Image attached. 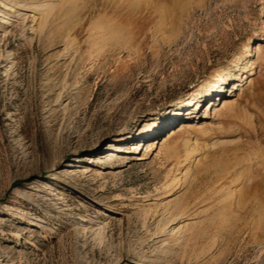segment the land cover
I'll return each mask as SVG.
<instances>
[{
	"label": "rangeland",
	"instance_id": "1",
	"mask_svg": "<svg viewBox=\"0 0 264 264\" xmlns=\"http://www.w3.org/2000/svg\"><path fill=\"white\" fill-rule=\"evenodd\" d=\"M5 1L0 264H264V0Z\"/></svg>",
	"mask_w": 264,
	"mask_h": 264
},
{
	"label": "bare ground",
	"instance_id": "2",
	"mask_svg": "<svg viewBox=\"0 0 264 264\" xmlns=\"http://www.w3.org/2000/svg\"><path fill=\"white\" fill-rule=\"evenodd\" d=\"M45 3V1H40V4H41V6H43V4ZM0 4H2V5H4V6H6L7 8H8V3L5 1V0H0ZM12 9L14 8V6L13 7H11ZM16 8V7H15ZM12 11H14V10H12ZM0 14H2V11H1V9H0ZM192 100H188V103H190ZM192 103V102H191ZM152 128L151 127H148V131H150ZM195 151L196 150H189V149H187L186 151H185V158H184V160L185 161H187L194 153H195ZM252 162V161H251ZM247 167V166H246ZM241 171V170H240ZM239 174V172H237L236 173V175H238ZM241 174V173H240ZM185 176H186V174H185ZM184 176V177H185ZM239 176H241V175H239ZM235 179H237V177L235 178ZM181 213H177V214H175L176 216H178V215H180ZM202 233H194V232H192L190 235H189V238H190V241H194L195 240V242H196V238H199V236H203V235H205L204 234V232L203 231H201ZM179 233V231L177 232V234ZM206 236V235H205ZM188 242V241H187Z\"/></svg>",
	"mask_w": 264,
	"mask_h": 264
}]
</instances>
